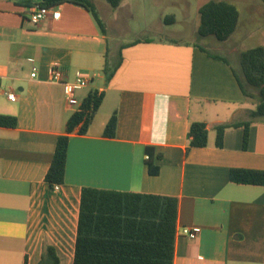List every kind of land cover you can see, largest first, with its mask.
Returning a JSON list of instances; mask_svg holds the SVG:
<instances>
[{"label":"crops","instance_id":"0c3cea01","mask_svg":"<svg viewBox=\"0 0 264 264\" xmlns=\"http://www.w3.org/2000/svg\"><path fill=\"white\" fill-rule=\"evenodd\" d=\"M198 1L199 14L209 0ZM33 2L0 0V116L16 119L15 126H0V264H42L44 247L59 264H73L84 188L177 198V230L201 233L195 240L176 235L174 264H264V187L230 178L232 169L264 171V118L251 125L244 149L243 125L256 104L243 95L221 45L207 39L215 48L209 50L144 30L112 53L110 33L120 26L111 22L128 0L117 9L97 1L104 30L72 3L35 25ZM107 64L118 66L110 81ZM53 66L65 82L90 81L74 92L79 104L93 92L103 96L87 133L70 135L58 192L45 177L77 107L69 106L63 85L51 82ZM115 112L116 135L109 138L104 131ZM194 122L208 125L205 148H189ZM225 124L234 127L218 147L216 127Z\"/></svg>","mask_w":264,"mask_h":264},{"label":"trees","instance_id":"16d2710c","mask_svg":"<svg viewBox=\"0 0 264 264\" xmlns=\"http://www.w3.org/2000/svg\"><path fill=\"white\" fill-rule=\"evenodd\" d=\"M38 8L52 9L65 3H72L88 10L102 30L97 11L99 0H33ZM101 1V0H100ZM112 9H117L123 0H104ZM264 3V0H260ZM200 37H215L225 42L237 29L240 12L227 0H209L199 9ZM165 24H174L175 16L164 18ZM150 42V39H145ZM201 48V47H200ZM202 49V48H201ZM221 58V57H219ZM225 62L226 59L221 58ZM122 59L120 57L121 63ZM118 69L105 66L104 73L110 81ZM243 95L256 101V108L250 119L244 123L243 147L248 148L249 131L253 123L264 118V48L249 49L240 55V70L233 68ZM103 96L93 92L81 104L80 111L67 121L65 134L57 140L52 163L45 182L51 189L65 182L69 138L73 133L84 135L98 112ZM115 112L106 125L104 135L114 138L117 130ZM16 119L0 116V126L12 127ZM234 125L216 127V145L222 147L224 132ZM189 148H205L209 140V128L204 122H194L190 126ZM149 172L156 174L153 149L147 148ZM231 181L241 185L264 187V171L252 169H232ZM179 214V201L175 197L84 188L81 204L73 264H174L175 241ZM47 252L55 264L58 258L52 248Z\"/></svg>","mask_w":264,"mask_h":264},{"label":"rangeland","instance_id":"374dc122","mask_svg":"<svg viewBox=\"0 0 264 264\" xmlns=\"http://www.w3.org/2000/svg\"><path fill=\"white\" fill-rule=\"evenodd\" d=\"M101 1L110 7L104 0ZM227 1L238 8L240 19L236 31L224 43L212 36L203 38L197 35L200 24L198 0H128L130 6L126 4L127 6L118 10L115 19L111 22L120 26V30L116 35L110 33V50L113 53L117 45L132 41L144 30L145 35L149 37H173L203 44L209 50L215 49L207 40L212 39L217 47L221 45L220 50L224 52L223 55L239 71L241 53L257 47L264 48V3L260 0ZM101 14L106 18L103 13ZM172 15L175 16L176 22L162 27L161 20L164 21V18ZM195 30L197 34L194 33ZM251 101L256 104V101ZM46 253L47 249L44 247L43 255L39 259L42 264H49L52 261L51 258L44 257Z\"/></svg>","mask_w":264,"mask_h":264},{"label":"built area","instance_id":"2783aa9c","mask_svg":"<svg viewBox=\"0 0 264 264\" xmlns=\"http://www.w3.org/2000/svg\"><path fill=\"white\" fill-rule=\"evenodd\" d=\"M50 11L51 9L36 7L33 9V12L30 17V21L33 24L38 25L49 16ZM36 72L37 70L34 68L33 73L31 75L33 78L36 77L37 75ZM51 82L55 84L63 85L69 106L77 107V112L80 111L81 104H79L77 98L75 97L74 92L77 88L78 89L87 88L89 86L90 81L87 78L79 77L73 82H65L61 68H59L58 66H53L51 69ZM9 97L13 98L14 95L11 94L9 95ZM148 159L149 156H147V160ZM60 189H61V185H55L52 190L54 192H58L60 191ZM200 233H201V229L199 227H193V228L183 227L182 229L177 230L176 235L186 237L190 240H195L197 239Z\"/></svg>","mask_w":264,"mask_h":264}]
</instances>
